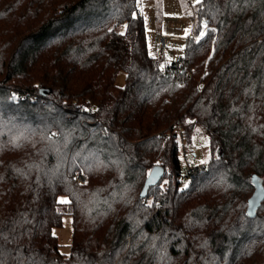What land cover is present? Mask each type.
<instances>
[{
    "label": "trees",
    "instance_id": "1",
    "mask_svg": "<svg viewBox=\"0 0 264 264\" xmlns=\"http://www.w3.org/2000/svg\"><path fill=\"white\" fill-rule=\"evenodd\" d=\"M193 16L183 69L160 70L137 0H0L2 264H264V0ZM201 131L185 187L180 141Z\"/></svg>",
    "mask_w": 264,
    "mask_h": 264
},
{
    "label": "rangeland",
    "instance_id": "2",
    "mask_svg": "<svg viewBox=\"0 0 264 264\" xmlns=\"http://www.w3.org/2000/svg\"><path fill=\"white\" fill-rule=\"evenodd\" d=\"M180 1L182 0H137L138 9L144 17L149 54L161 61L163 65L177 62L180 57L184 56L188 38L192 35L194 19L192 21L191 16L193 15L194 9L198 7V4L195 3V0H188L189 8L186 7L182 9ZM176 27H181L183 29L182 37H176L173 34V28ZM207 29L208 25L207 28L204 27L202 33H206ZM161 31L171 34L169 47L162 54L159 53L156 41V37ZM201 37L200 34L196 36V39H200ZM125 79V72H119L116 79V86L123 87L126 82ZM179 146V159L182 174L186 173L191 164L208 163L212 155L209 136L203 131L197 134L190 143L180 141ZM192 147H195L197 151L192 152ZM185 184L186 181H183V186ZM54 233L59 238L61 252L68 255L72 244V216L66 214L63 217L62 227L55 228Z\"/></svg>",
    "mask_w": 264,
    "mask_h": 264
},
{
    "label": "built area",
    "instance_id": "3",
    "mask_svg": "<svg viewBox=\"0 0 264 264\" xmlns=\"http://www.w3.org/2000/svg\"><path fill=\"white\" fill-rule=\"evenodd\" d=\"M180 30H181L180 27H176V28H174L173 33H175V32L180 33ZM170 37H171V34H167L164 32L158 33V35L156 37V41H157V46H158V50H159L160 54L164 53L168 49ZM190 37H192V35ZM181 63H182V57H180V59L177 62H174L173 65L177 70L181 71L183 69L181 66ZM164 67L165 66H163V67L160 66L159 69L164 70ZM191 151L196 152L197 149L195 147H192ZM207 167H208V163H200L197 165L191 164L190 167L188 168V170L186 171V173L183 174L182 179L186 182H190V181L194 180L201 172L206 170ZM78 180L80 182H85L86 181L85 175L84 174L79 175Z\"/></svg>",
    "mask_w": 264,
    "mask_h": 264
},
{
    "label": "water",
    "instance_id": "4",
    "mask_svg": "<svg viewBox=\"0 0 264 264\" xmlns=\"http://www.w3.org/2000/svg\"><path fill=\"white\" fill-rule=\"evenodd\" d=\"M165 175V169L162 166H155L153 169L150 171L146 182H145V191L148 190L149 188L157 185L161 179ZM264 200V188L262 185L258 184L255 194L253 197L249 200V214L252 217L257 216V210L260 207Z\"/></svg>",
    "mask_w": 264,
    "mask_h": 264
},
{
    "label": "crops",
    "instance_id": "5",
    "mask_svg": "<svg viewBox=\"0 0 264 264\" xmlns=\"http://www.w3.org/2000/svg\"><path fill=\"white\" fill-rule=\"evenodd\" d=\"M180 3L182 4V9H184V8H189V3H188V0H182V1H180ZM195 10V9H194ZM194 12V11H193ZM191 18H192V21H193V19H194V16L192 15L191 16ZM181 28V27H180ZM162 32V31H161ZM172 32H174V28H173V31ZM176 37H182V35H183V29L181 28V30H180V33H173ZM174 63V62H173ZM172 63V64H173ZM163 65V64H162ZM166 65H170V64H168V63H166V64H164L163 66H166Z\"/></svg>",
    "mask_w": 264,
    "mask_h": 264
},
{
    "label": "snow or ice",
    "instance_id": "6",
    "mask_svg": "<svg viewBox=\"0 0 264 264\" xmlns=\"http://www.w3.org/2000/svg\"><path fill=\"white\" fill-rule=\"evenodd\" d=\"M195 3L196 4H202L203 0H195ZM204 27L207 28V24H205ZM204 35H206V33H201V36H204ZM161 67H163V66H161ZM185 187H187V185H185ZM60 202L67 203L68 201L62 200ZM0 264H2V261H0Z\"/></svg>",
    "mask_w": 264,
    "mask_h": 264
}]
</instances>
